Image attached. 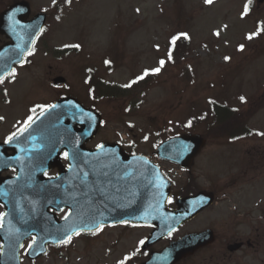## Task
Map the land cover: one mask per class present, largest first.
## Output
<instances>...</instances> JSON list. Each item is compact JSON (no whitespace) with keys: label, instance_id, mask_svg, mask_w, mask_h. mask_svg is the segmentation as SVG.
I'll return each mask as SVG.
<instances>
[{"label":"rangeland","instance_id":"374dc122","mask_svg":"<svg viewBox=\"0 0 264 264\" xmlns=\"http://www.w3.org/2000/svg\"><path fill=\"white\" fill-rule=\"evenodd\" d=\"M13 1L0 0V10ZM27 1L31 15L45 12L46 24L31 54L11 74L8 85L15 89L11 98L16 106L2 112L6 123L1 131L70 94L103 115L88 147L127 141L135 152L153 156L167 135L203 134L206 144L189 172L166 163L161 167L174 179V197L204 189L215 200L151 248L160 250L170 239L209 228L214 243L177 264H261L262 251L242 248L228 259L225 245L244 239L257 226L264 228V2ZM59 77L63 84H54ZM98 78L124 85L128 92L97 97L92 81ZM212 102L233 109L252 134L226 141L229 134L219 132L224 126L215 123ZM150 230L138 224L105 225L49 247L36 260L24 254L30 238L21 261L136 264L147 256L140 243Z\"/></svg>","mask_w":264,"mask_h":264},{"label":"water","instance_id":"95a60500","mask_svg":"<svg viewBox=\"0 0 264 264\" xmlns=\"http://www.w3.org/2000/svg\"><path fill=\"white\" fill-rule=\"evenodd\" d=\"M29 11L28 3L20 0L0 13V33L8 39L0 46V78L21 64L45 24V14L41 12L26 21ZM101 121L99 113L66 96L48 106L24 129L25 133L32 132L35 136L36 148L32 149L35 165L41 152L48 154V161L53 158L56 163L61 149H65L68 167L59 166L56 177L42 180L38 175L41 170L35 166L36 189L30 193L31 201L27 197L15 203L21 206L17 208L16 217L36 225L20 228V234L15 237L19 240L15 243L1 238L0 264H20L18 249L23 238L30 234H34L35 241L27 255L35 258L46 251L48 243L60 244L76 232H92L101 225L115 222L154 225L142 245L146 248L211 203L210 194L201 191L179 198L177 209L167 210L170 181L146 157L123 154L122 158H117L120 149L116 144L85 148ZM204 144L199 134L177 135L159 143L156 155L189 167ZM111 156L114 159H110ZM52 165L53 162L47 163L44 170ZM22 186L25 185L19 183L20 190ZM50 208L56 212L68 208V212L58 220ZM211 240L209 231L185 234L171 240L160 252L151 251L149 259L140 264H174ZM237 246H229V249Z\"/></svg>","mask_w":264,"mask_h":264},{"label":"flooded vegetation","instance_id":"af4514ba","mask_svg":"<svg viewBox=\"0 0 264 264\" xmlns=\"http://www.w3.org/2000/svg\"><path fill=\"white\" fill-rule=\"evenodd\" d=\"M4 40L1 38L0 43H2ZM12 75L6 76L2 80H0V142L3 143L5 141H8L12 139L15 135H17L21 129L24 128V126L31 121L29 120H24L19 121V120H14L13 123H11L7 128H5L4 132L1 131L2 127L6 123V120L4 119V116L2 115V112H5L8 109H12L15 107L16 103L14 100L11 98V93L15 89L12 87H9L11 85H8L9 82H11ZM61 96H65L62 94ZM60 96V97H61ZM5 108V109H4ZM19 121V122H18ZM26 142V141H25ZM22 144L21 142L15 141L13 145L15 144L14 148H8L3 150L1 152L2 157L0 158V233L7 237L11 233H14L15 230L17 229L18 225H22V219L19 220L18 217H13L12 210L15 212V207L12 206V199L14 198L13 196V190L10 188V186L7 185V183L17 177V182H21L25 180L26 173H23L19 169H24L22 163L23 156L19 154V150L22 152H27V148L23 147L22 145H17L16 144ZM122 148H124L127 152L134 153L135 148L131 147L132 143L130 142H119ZM64 165H66V161L64 158V155L61 156L60 159ZM157 163H160V160L156 159ZM51 171L56 170H50L47 173L48 175H51ZM189 172V171H187ZM6 179V181H4ZM174 190L171 192L169 199L172 200L174 196ZM9 210V213L7 211ZM21 221V222H20ZM209 229V228H205ZM10 238V237H9ZM214 239H215V233H214ZM214 241V240H213ZM238 242L240 246L236 250H241L242 248L247 250V251H262L263 256L259 258V261L261 264H264V228L262 227H255V230H251L247 233V235H244V239H241L240 237H236L235 241L233 242H228L225 245L226 251H228L229 256H227L228 259L231 258V254L235 253V251H230L228 249V246L232 243ZM214 243V242H213ZM211 243V244H213ZM26 244V243H25ZM210 245V244H209ZM208 246V245H207ZM0 247H1V240H0ZM206 246H203V248ZM203 248L198 249L202 250ZM196 252V251H195ZM225 254V253H224ZM248 256L250 254L248 253Z\"/></svg>","mask_w":264,"mask_h":264},{"label":"trees","instance_id":"16d2710c","mask_svg":"<svg viewBox=\"0 0 264 264\" xmlns=\"http://www.w3.org/2000/svg\"><path fill=\"white\" fill-rule=\"evenodd\" d=\"M176 40L174 39L171 44V52H173L176 47ZM98 80L96 79L95 82L92 81L95 85H97V88L99 87L100 83H97ZM102 84V83H101ZM142 88V87H139ZM96 91H103L104 94L106 95H114V96H122L124 95L125 91H127L126 87L124 86H113V85H104V90H98L95 89ZM210 110L212 112V116L214 115V120L215 123L218 125L219 122L222 123V126L224 128L220 129L219 132L223 133L222 130H230L231 128L234 127H241V125H244L243 120L234 112L231 110V108H228L227 106L223 104H217L215 102H212L210 105Z\"/></svg>","mask_w":264,"mask_h":264},{"label":"snow or ice","instance_id":"6c2138e0","mask_svg":"<svg viewBox=\"0 0 264 264\" xmlns=\"http://www.w3.org/2000/svg\"><path fill=\"white\" fill-rule=\"evenodd\" d=\"M207 2H211V0H207ZM246 11H247V7H246ZM249 38H251V37H249ZM161 64H163V61H161ZM154 71H156V72H158L159 71V69L157 68V69H155ZM241 100L243 101V97H241ZM141 243H143V241L141 242Z\"/></svg>","mask_w":264,"mask_h":264}]
</instances>
